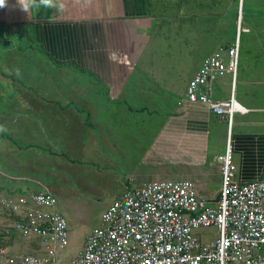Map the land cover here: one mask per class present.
I'll use <instances>...</instances> for the list:
<instances>
[{"label":"crops","instance_id":"crops-1","mask_svg":"<svg viewBox=\"0 0 264 264\" xmlns=\"http://www.w3.org/2000/svg\"><path fill=\"white\" fill-rule=\"evenodd\" d=\"M56 4L63 10L31 7L24 12L17 0L0 8V200L60 190L54 184L74 177L87 146L97 160L95 153L102 148L111 153L108 166L113 169L120 163L112 159L116 153L128 165L126 174L108 178L123 193L157 181H188L199 196L216 202L221 186L216 158L227 143L235 182H264V25L252 32L255 21L250 27L242 21L243 9L246 16L253 15L255 0ZM175 7L182 10L171 18L166 9ZM196 8L203 27L210 16L219 28L206 36L197 25L194 38L189 35L194 42L180 46L168 34L176 29L175 21L184 20L180 14L190 15ZM261 19L264 23V8ZM239 20V74L235 80L230 74L215 77L209 94L215 104L233 102L236 112L228 122L206 105L187 102L186 88L207 57L232 45ZM227 24H233L230 32ZM6 68L22 71L24 79L9 80ZM30 68L45 74L37 81ZM59 211L64 212L62 207ZM72 221L77 227V217ZM32 249L30 254L7 253L38 255V240Z\"/></svg>","mask_w":264,"mask_h":264},{"label":"built area","instance_id":"built-area-1","mask_svg":"<svg viewBox=\"0 0 264 264\" xmlns=\"http://www.w3.org/2000/svg\"><path fill=\"white\" fill-rule=\"evenodd\" d=\"M241 49L240 20L231 46L207 57L189 81L186 101L206 105L231 122L235 112L211 101V80H235ZM221 186L218 201L199 196L188 181H158L130 188L102 213L71 264H264V182L237 184L229 143L216 158ZM9 218L6 239L38 240L41 253L16 257L0 248V264H58L68 247V222L57 198L41 190L0 200ZM217 236L201 242L200 230Z\"/></svg>","mask_w":264,"mask_h":264},{"label":"rangeland","instance_id":"rangeland-1","mask_svg":"<svg viewBox=\"0 0 264 264\" xmlns=\"http://www.w3.org/2000/svg\"><path fill=\"white\" fill-rule=\"evenodd\" d=\"M247 5V2L245 3V7ZM264 8V0H255V6L252 8L253 15H247L245 14V9H243V20L245 24H250L251 21H255L253 25H247L250 27L251 31H257L263 27L264 23L261 19V14ZM179 8H171L166 9L167 11H170L171 18L173 16H177ZM190 10L191 6L189 7ZM205 9H201V12H205ZM197 8L190 14L186 15L185 13L180 16H183L184 20L182 21H175V24L173 26H176V29L172 32H170L168 35L171 37L170 40H172V37L178 38L180 40V46H186L191 45L194 40V35H196V32L200 29L197 28V25L203 27L198 21L200 18L196 15ZM238 14V13H237ZM247 17V20H246ZM206 25H204V30L206 32V36L210 33H212V30L216 28V24L213 20H211V17L206 18ZM237 21V19H236ZM248 21V22H247ZM172 26V27H173ZM227 29L230 32L232 30L233 24H227ZM236 26V24L234 25ZM181 28L179 30V28ZM222 27V25H221ZM225 27V26H224ZM219 27H217L214 32L217 31ZM193 35V38H189V35ZM205 36V37H206ZM243 36V33H241V37ZM200 36L198 35L197 39ZM204 37V38H205ZM204 38H202L204 40ZM168 43V42H167ZM172 50V46L168 47ZM181 51V50H180ZM157 52L154 51L153 57L154 61L157 62ZM176 54H178L176 51H172ZM250 52H247L249 55ZM32 58V57H31ZM29 58V59H31ZM126 59L125 56H123V59ZM156 58V59H155ZM41 62V61H39ZM38 61L35 63H39ZM30 63H35L30 60ZM238 66V74L240 71V64ZM8 64H13V59L8 62ZM247 69L245 71L251 72L250 68L252 66V60L246 61ZM1 65V64H0ZM3 68V65H1ZM23 65H20L22 67ZM19 69V67L17 66ZM24 68L27 69V65H24ZM5 73L7 75V78L9 80L11 79H24V73L19 70L12 71L9 68H6ZM29 75L32 76L38 81V77L40 74L44 76L45 73H39L34 72L32 68H30ZM21 77V78H20ZM6 78V79H7ZM143 84L142 82H140ZM150 87H146L144 90V93L147 95L148 90ZM14 95V94H11ZM11 100H17L16 98L9 99ZM236 112V110H235ZM234 112V113H235ZM22 138V137H21ZM21 147V145H19ZM88 146L83 150L82 154H79V158L77 160H81L79 162V165H82V167H79L76 171L74 177H68V179L61 183L54 184L58 188L60 187V190L58 191H52L53 195L57 194L59 198L58 200V209L61 207L63 208L62 214L64 215L65 219L68 222V241L69 245L67 248L62 250L61 252V259L58 264H70L72 259L77 257V249L78 251H81L82 244L86 240V233L90 231L93 228H96L100 225V217L102 213L106 210V208L116 199H119L124 193L120 190L116 189V186L113 187V181L108 179L109 174L119 172L122 174H126L125 170L128 168V165H124L123 162L119 159L118 154L116 153L112 159L116 161V163H119V167L117 169H113L112 167L108 166V157L111 156V153L109 154L106 149H101L98 151L99 153H95V155L98 157V160L93 158V155L91 153H87ZM31 154V153H30ZM102 158H100V155ZM27 153L23 155V157H27ZM82 155V157H81ZM112 168V169H111ZM83 171V172H82ZM88 171H92L93 173H89ZM82 172V173H81ZM119 175H117L118 178ZM151 179V178H150ZM148 179V180H150ZM158 182V181H157ZM141 186V185H139ZM137 186V187H139ZM116 190H115V189ZM135 188V187H134ZM121 194V195H120ZM56 196V195H55ZM60 206V208H59ZM74 217H77V227L74 225L72 220H74ZM9 218L6 216V213L2 208L0 207V247L4 248L6 252H13V253H33L34 249H32V246L34 245V240L32 239H21V237H14L6 239L2 236V230L4 227L8 224ZM71 220V221H69ZM195 235L202 239V240H209L214 239L217 234L214 229H207V230H200L195 233ZM85 238V239H84ZM76 248V251H75Z\"/></svg>","mask_w":264,"mask_h":264},{"label":"clouds","instance_id":"clouds-1","mask_svg":"<svg viewBox=\"0 0 264 264\" xmlns=\"http://www.w3.org/2000/svg\"><path fill=\"white\" fill-rule=\"evenodd\" d=\"M17 5L24 12H28L31 7H39L44 9L58 8V10H63V5L60 4L58 6L56 4V0H17ZM6 6L7 0H0V8H4Z\"/></svg>","mask_w":264,"mask_h":264}]
</instances>
